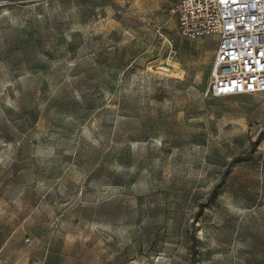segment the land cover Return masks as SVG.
Instances as JSON below:
<instances>
[{
    "label": "rangeland",
    "instance_id": "374dc122",
    "mask_svg": "<svg viewBox=\"0 0 264 264\" xmlns=\"http://www.w3.org/2000/svg\"><path fill=\"white\" fill-rule=\"evenodd\" d=\"M178 1L0 0V264H264V95Z\"/></svg>",
    "mask_w": 264,
    "mask_h": 264
},
{
    "label": "built area",
    "instance_id": "2783aa9c",
    "mask_svg": "<svg viewBox=\"0 0 264 264\" xmlns=\"http://www.w3.org/2000/svg\"><path fill=\"white\" fill-rule=\"evenodd\" d=\"M170 14L183 38H216L211 97L264 95V0H179Z\"/></svg>",
    "mask_w": 264,
    "mask_h": 264
},
{
    "label": "trees",
    "instance_id": "16d2710c",
    "mask_svg": "<svg viewBox=\"0 0 264 264\" xmlns=\"http://www.w3.org/2000/svg\"><path fill=\"white\" fill-rule=\"evenodd\" d=\"M258 140H259V139H258ZM257 143H258V142H256V143L254 144V147H256V146H257Z\"/></svg>",
    "mask_w": 264,
    "mask_h": 264
},
{
    "label": "snow or ice",
    "instance_id": "6c2138e0",
    "mask_svg": "<svg viewBox=\"0 0 264 264\" xmlns=\"http://www.w3.org/2000/svg\"><path fill=\"white\" fill-rule=\"evenodd\" d=\"M222 2H226V0H222Z\"/></svg>",
    "mask_w": 264,
    "mask_h": 264
},
{
    "label": "bare ground",
    "instance_id": "6f19581e",
    "mask_svg": "<svg viewBox=\"0 0 264 264\" xmlns=\"http://www.w3.org/2000/svg\"><path fill=\"white\" fill-rule=\"evenodd\" d=\"M165 70V69H164Z\"/></svg>",
    "mask_w": 264,
    "mask_h": 264
}]
</instances>
